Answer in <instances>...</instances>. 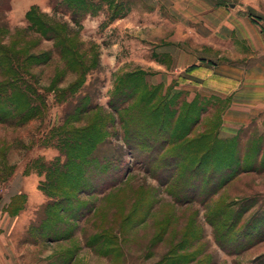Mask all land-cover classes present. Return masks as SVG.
I'll list each match as a JSON object with an SVG mask.
<instances>
[{
	"label": "rangeland",
	"instance_id": "1",
	"mask_svg": "<svg viewBox=\"0 0 264 264\" xmlns=\"http://www.w3.org/2000/svg\"><path fill=\"white\" fill-rule=\"evenodd\" d=\"M94 1L97 4L94 13L85 17L93 21L88 28L83 25L85 18L76 25L69 13L55 12L51 0H10V10L5 13L8 33L3 42L6 46L18 48L16 50L25 48L24 55L27 51L50 50L53 60L26 66L28 74L25 77L33 90L37 88V99L33 103L29 100L28 104L18 100L21 104L15 109L17 112L10 114L8 119H0V196L15 194L14 201H18H12V206H17V202L21 204L22 194L13 187L19 183V175L25 170L40 172V179L44 180L49 163L64 161L66 138L79 133L90 120L98 121L96 124H100L105 135V142L98 149L109 153L112 167L119 173L118 182L104 192L76 195L80 204L88 205L91 211L77 213L74 219L65 216L68 226L63 228L64 233L60 231L59 235L51 236L27 231L26 240L33 244L27 249L34 255L31 262L264 264V136L248 129L242 131L239 138L236 136L238 141L221 138L227 141L220 143L219 149L208 151L207 137L197 138L211 126L213 133L218 129L226 103L212 107L207 98L198 97L190 103L177 95H169L162 87L150 89L148 100L143 99L144 90L139 88L129 94L131 97L123 103L124 110L115 112L110 102L119 79L129 72L127 70L139 65L127 52L110 63H103L99 58V35L108 20L145 6L140 0ZM220 1L239 17L249 13L256 19L264 18V0ZM31 7L43 17L41 19H55L60 24L59 31L65 28L62 24H67L71 53L86 58L84 63L89 69L73 88L70 85L78 79L76 69L67 68L65 60L59 57L55 41L27 30L26 12ZM159 14L165 16L162 9ZM145 16L141 14L136 18L144 23L148 21ZM151 21L153 26L162 23V19ZM60 33L64 36L62 30ZM114 37L120 35L109 32L103 40L111 43ZM36 38H41L42 43L33 46ZM237 45L242 48L241 43ZM221 51L225 48H220ZM141 64L146 65L144 61ZM142 77L138 72L130 79L140 81ZM3 80L5 76L0 70V81ZM84 94L96 109L79 117L74 108ZM159 97L165 105L159 103ZM169 105L171 112L164 119L170 142L132 150L125 141L122 115L135 114L140 107L142 114H147L138 119L148 122L156 116L161 119L163 106ZM9 109V104L0 103L1 114ZM138 119L136 123L140 122ZM154 128L146 130L144 135L154 138ZM168 154H182L183 159L178 165L172 163L170 168H163L164 160L170 159ZM227 165L232 170L231 178L214 193H208L220 176H212L215 179L208 183L206 177L217 170L224 172ZM195 167H200L206 176L204 181L195 182L198 187L189 185L190 180L181 179L184 170L188 173ZM177 183H185L186 190L181 193L183 199L178 201L173 196L178 189ZM204 184L209 187L205 188ZM45 201L31 208L32 225L44 215L41 205ZM70 206L76 208L78 205Z\"/></svg>",
	"mask_w": 264,
	"mask_h": 264
},
{
	"label": "crops",
	"instance_id": "2",
	"mask_svg": "<svg viewBox=\"0 0 264 264\" xmlns=\"http://www.w3.org/2000/svg\"><path fill=\"white\" fill-rule=\"evenodd\" d=\"M140 1L144 8L123 12L103 25L98 39L102 62L110 63L127 52L139 65L127 71H143L150 85L162 87L169 95L189 102L207 98L212 107L226 103L217 129L221 138L248 129L264 136V18L249 13L239 17L220 0ZM160 9L165 16H159ZM141 14L147 22L139 23L136 17ZM153 19H162L161 25L153 26ZM91 22L85 18L84 27ZM109 32L120 37L104 42ZM220 48L225 51L219 52ZM40 180L37 172L19 175L13 187L25 202L15 213L9 207L15 194L0 196V264L39 263L31 262L34 255L27 249L33 244L26 234L31 208L45 201Z\"/></svg>",
	"mask_w": 264,
	"mask_h": 264
},
{
	"label": "trees",
	"instance_id": "3",
	"mask_svg": "<svg viewBox=\"0 0 264 264\" xmlns=\"http://www.w3.org/2000/svg\"><path fill=\"white\" fill-rule=\"evenodd\" d=\"M51 2L55 12L60 10L63 13H69L71 20L75 22L76 25H78L79 21L85 18L87 14H93L95 8L97 7V4L94 0H51ZM8 10H10V0H0V70L5 76V80L0 81V103L3 102L5 104H9L10 106L9 112L2 114L0 113V119H8V117L10 118V114L17 112L15 109L21 104H18V100L28 104L29 100L32 101L31 103H33L37 99V88L33 90L30 82H28L25 77V75L28 74L26 71V66L31 64L35 66L40 63H48L49 61L53 60V55L51 53L52 51L50 50L36 51L34 53L27 51L24 55L25 48L16 50L18 48L5 45L3 39L8 33V24L5 19V13ZM26 18L28 21L27 30L29 32L38 33L41 37H45L46 39L55 41V48L59 53V57L65 60L67 68L76 69L78 79L70 85L73 88L74 85H77L80 82V76H82L83 72L89 69V67H87V64L84 63L86 58H81L80 56L78 57L77 55L71 53L72 49L69 45L71 39L68 42L69 33L67 24H62L63 27H65L61 29L64 32V36H62L60 33L61 30L59 31L60 24L57 23L55 19H41L43 17L39 16L34 7H31L26 12ZM24 37L27 39L26 36ZM39 42L42 43L41 38H36L32 42V45L38 46L37 44ZM27 43L30 45V41ZM69 54L71 55L69 56ZM94 59H96V57H94ZM138 72L139 74L142 73L144 76L142 77L143 80L140 79V81H132L130 78L133 75L138 74ZM141 84L143 86H141ZM159 87L160 86L150 85L146 81L145 73L143 71L125 73V75L119 79L117 87H115V93L113 94L110 106L115 112L119 113V111L124 110L123 103L127 102L131 97L129 94L135 93L139 88H142L144 90L143 99L148 100L152 91H150V89H153L154 91V89H158ZM159 100V103L162 102V105H165L163 98L159 97ZM192 102H194V100H192L190 103ZM170 106L171 105L168 107L163 106L161 119L156 118V116L148 122H141L138 119L139 117H142L143 115L145 116V114H147H142L140 107L136 110L135 114L127 113V115H122V122L125 125L126 133L125 141L132 150L137 151L138 147L140 146H150L152 148L158 146L159 144H167L170 142L171 136L167 131L169 128L165 126L164 119L165 116L171 112ZM153 108L155 109V107ZM94 109H96V106H92L88 97L84 94L77 101L74 112H76L77 116L81 117L93 111ZM142 110H144V108ZM188 111L189 109L186 110V113ZM127 118L128 120L126 122L125 119ZM137 119L140 122L136 123ZM97 122L98 121L90 120L86 127L79 133H72L73 135L67 137L66 142L64 143V161H54V163L51 162L46 167V176L44 180H40L39 182L40 189L48 197V200H46L44 204L41 205L42 213L44 215L42 214L43 216L41 219H39L37 224H31L29 226L28 232L33 230L35 232L38 231L40 234L46 233L51 236L59 235L58 233L60 231H65L64 229L68 226L65 222V216H69V218L74 219V216L77 213H88V211H91L88 205L85 206V204H80L81 202L77 199L76 195H80L82 193L87 195L101 193L114 186L118 182L119 173L117 172V169L112 167V158L110 155H108L109 153L102 150L100 151L98 149V147L103 142H105V135L102 132L103 130L101 129L100 124H96ZM141 123L143 125L141 128L136 126ZM154 126L156 133L154 138L144 135L146 130L151 129ZM212 128L213 126H211V129L208 132L200 135L197 138L199 140L203 138L202 136L207 137L206 139L210 143V146L206 149L208 151H215L219 149L218 145L223 141H227L221 139V137L217 135V130H215L213 133ZM233 138H236L237 140V137ZM233 138L226 139L233 140ZM238 143L239 142H237V145ZM206 150H204L205 153L208 152ZM180 155L182 154L166 155L169 156L171 160L169 159L168 161L166 158L162 167L170 168L172 163L178 165L179 161L183 159L180 157ZM212 162L214 161L212 160ZM174 168L176 169L177 166ZM176 170L178 171V168ZM231 171L230 165H227L226 170H224V172H220L221 174L219 173V170H217L216 172H213L215 176L210 173L209 176L206 177L200 167H195L191 171H188V173L186 170H184V176L181 179L185 181L190 180L189 185L198 187V184H195V182H202L206 177L205 182L208 183L220 176L214 181L215 184H213L212 190L208 191V193L211 194L214 193L219 186L225 184L231 178ZM24 172L29 173L26 170ZM37 173L39 175L41 174L40 172ZM177 186V191L179 193L177 194V191H175L173 192V196L178 201L183 199V196L181 195L186 190L184 189L185 183H177L176 187ZM204 187L208 188L209 186L207 187V184H204ZM22 197L21 204L17 202V206L15 207L12 206L11 202L13 201L16 203L18 200L14 201V198L11 199L9 204V207H11L10 212L15 213L23 207L25 196L22 194ZM15 199H18V197H15ZM64 204L65 206H63ZM71 204H77L78 206L76 208H72L70 206ZM68 230L69 228L66 231Z\"/></svg>",
	"mask_w": 264,
	"mask_h": 264
}]
</instances>
